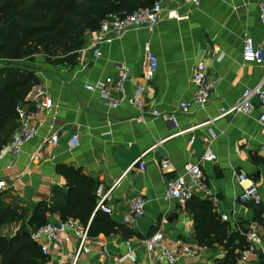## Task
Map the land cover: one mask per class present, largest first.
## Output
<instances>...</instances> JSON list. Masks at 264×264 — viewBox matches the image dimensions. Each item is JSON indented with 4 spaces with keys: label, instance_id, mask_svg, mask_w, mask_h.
<instances>
[{
    "label": "crops",
    "instance_id": "1",
    "mask_svg": "<svg viewBox=\"0 0 264 264\" xmlns=\"http://www.w3.org/2000/svg\"><path fill=\"white\" fill-rule=\"evenodd\" d=\"M159 1L163 16L151 29L131 30L102 43L97 57L87 48L95 31L87 32L74 64L41 65L43 69L37 73L40 83L27 95L29 103L21 107L38 125V133L23 145L17 158L6 146L0 152V180L7 183L3 197L11 204L30 207L41 200L49 202L55 189L60 195L66 193V181L56 172L58 165L80 168L106 189L117 181L107 201L113 210L109 216L130 229L132 235L92 236L91 251L77 264H96L102 247L107 253L106 264H157L147 258L143 243L157 230L163 232L168 245L181 239L200 250L198 256L184 257L175 264H216L222 259L221 247L208 249L196 242L193 218L186 206L164 199L166 182L180 174L186 162L199 161L206 147L214 151L216 160L201 161V165L220 216L227 214L233 223L252 220L251 202L239 203L234 198L242 187L233 178V170L243 169L249 176L258 171L255 183L264 201V163L259 162L264 159V124L258 121L260 111L220 115V109L233 105L245 88L260 83L264 88V62L242 60L245 36L264 50V27L258 19L260 0H199L197 4L192 0ZM171 12L178 18H169ZM147 46L157 60L151 81L143 78ZM200 62L206 67L205 78L216 81V87L205 107L192 105L188 113H182L178 105L191 101L195 89L192 75ZM121 64L131 68V77L124 83L126 94L132 95L135 86L143 84L146 109L174 113L177 125L150 113L138 120L137 110L127 102L107 109L98 93L85 89L86 84L117 77ZM43 96L52 98L51 108L39 106ZM55 132L59 135L57 144L44 143ZM74 134L79 139L77 146L71 143ZM143 153L144 170L131 167ZM162 160L169 161L171 171L162 169ZM136 196L146 199V212L126 225L123 215ZM56 202L61 204L62 195ZM59 220L57 211L48 216L50 222ZM12 224L18 227L7 235L5 228ZM19 226L5 224L0 235L10 237ZM74 247L75 239L61 247L51 245L46 264H55L60 253L70 260ZM128 251L135 261L118 263V257ZM245 264H259L256 255L250 254Z\"/></svg>",
    "mask_w": 264,
    "mask_h": 264
},
{
    "label": "trees",
    "instance_id": "2",
    "mask_svg": "<svg viewBox=\"0 0 264 264\" xmlns=\"http://www.w3.org/2000/svg\"><path fill=\"white\" fill-rule=\"evenodd\" d=\"M156 1L0 0V152L17 128L21 107L29 103L27 95L40 83L37 61L49 66L74 64L86 33L95 31L107 15L130 13ZM259 162L264 163V159ZM56 172L67 186L60 205L56 204L57 196H61L57 189L49 202L41 200L30 207L7 203L0 193V228L20 223L14 235H0V264H45L48 256L31 239L30 231L47 223L55 211L60 220L73 218L84 226L88 224L91 236L132 235L130 229L109 215L94 212L98 181L80 168L67 165H58ZM248 207L252 220L233 223L221 219L209 198L193 197L187 202L196 242L224 251V257L217 259L216 264L237 262L240 252L248 247L246 234L251 224L258 228L264 244V201Z\"/></svg>",
    "mask_w": 264,
    "mask_h": 264
},
{
    "label": "built area",
    "instance_id": "3",
    "mask_svg": "<svg viewBox=\"0 0 264 264\" xmlns=\"http://www.w3.org/2000/svg\"><path fill=\"white\" fill-rule=\"evenodd\" d=\"M195 4L199 0H192ZM231 2L236 0H230ZM258 19L264 27V0L258 3ZM163 16V8L160 1H156L152 6L140 8L130 13L123 15L109 14L100 23L95 30V37L91 39L87 48L92 51L94 56L100 55V45L105 42H110L115 38H121L125 33L139 28L151 29L154 27ZM169 18H178L176 13H168ZM81 50V49H80ZM217 48H213V54L217 53ZM146 59L148 61L147 69L143 75L144 80L151 81L157 69V60L154 53L147 46L145 47ZM220 56V55H219ZM242 60L246 63L262 64L264 62V50L254 44L250 36H245L242 51ZM205 65L200 62L196 65L192 80L195 84V89L191 101H181L178 105V110L182 113H188L192 105L197 108L205 107L211 100V94L216 87V81L205 78ZM131 77V68L126 64H121L117 77H105L98 80L94 85L86 84L85 89L98 93L103 105L107 109H116L122 103L127 102L134 107L139 116H144L145 113H150L153 116H162L174 125H177L176 115L174 113H162L156 109H146L143 102L144 85L137 84L133 94L128 96L124 89V83ZM256 99L254 103L253 99ZM42 108H51L53 101L51 97L43 96L39 103ZM255 109H258V121L264 124V88L262 83L253 87L245 88L237 101L230 107L221 108L220 115H234L244 113L250 115ZM38 133V125L33 121L26 110L20 109L18 125L12 134L6 147L14 158H17L22 152V147L29 142ZM59 139L58 133H53L47 138L44 143L56 145ZM72 146H77L79 143L76 134L71 137ZM144 153L141 154L131 165L133 168L144 170L145 162L143 160ZM38 159V154L35 155ZM216 154L210 147H206L204 153L197 162H186L183 165V171L170 178L166 182L164 199L166 201L175 200L176 203L185 207L187 202L193 197L209 198L216 202L215 196L212 194L208 179L203 171L201 161L214 162ZM161 167L165 171H171L168 160L161 161ZM232 176L235 181L241 185L242 190L234 198L239 203H254L259 204L263 201L262 193L260 192L255 181L250 179L249 174L243 169L233 170ZM117 181L113 184V186ZM106 187L99 183L95 190L96 205L95 212L101 211L105 214L112 215L113 210L108 205L107 201L112 191V187ZM7 188L5 180H0V193ZM146 212V199L142 196L134 197L128 204V207L123 215L122 222L126 225H132L136 219L142 217ZM221 219L228 221L227 214H221ZM243 233V232H241ZM31 239L36 242L41 252L44 255L49 254L51 245L61 247L70 243L75 239V247L70 260H67L64 253H60L55 261V264H77L83 254L91 251L93 243L92 236L88 231V224L82 225L78 220L69 218L67 220H59L57 222L48 221L44 225L30 231ZM248 247L241 251L239 258L235 264H245L250 254L254 250H263L259 231L255 226H251L246 234ZM144 251L147 258L157 264H175L184 257H196L199 255V249L192 247L181 239H176L172 245H168L164 240V234L161 230L155 231L153 234L144 239ZM127 246L130 242H126ZM99 259L96 264H106V250L102 247L99 252ZM126 260L135 261V256L132 252L118 257L117 262L123 263ZM51 264V263H49Z\"/></svg>",
    "mask_w": 264,
    "mask_h": 264
},
{
    "label": "water",
    "instance_id": "4",
    "mask_svg": "<svg viewBox=\"0 0 264 264\" xmlns=\"http://www.w3.org/2000/svg\"><path fill=\"white\" fill-rule=\"evenodd\" d=\"M259 172L257 171L256 173L252 174L250 176V179L253 181H258L259 180ZM253 254L256 255L257 261L259 264H264V252L261 249L254 250Z\"/></svg>",
    "mask_w": 264,
    "mask_h": 264
},
{
    "label": "rangeland",
    "instance_id": "5",
    "mask_svg": "<svg viewBox=\"0 0 264 264\" xmlns=\"http://www.w3.org/2000/svg\"><path fill=\"white\" fill-rule=\"evenodd\" d=\"M39 59H42V58H39ZM37 63H38V65H37V67H38V70L39 71H42V69H43V67L41 66V64H42V62L41 61H37ZM45 66V65H44ZM257 186H259L258 184H257ZM259 188V187H258ZM17 227H18V225L17 224H12V225H9L7 228H5L6 230H5V233L7 234V235H10V234H12V233H14L15 232V230L17 229ZM49 261H47L46 263H48ZM45 263V264H46Z\"/></svg>",
    "mask_w": 264,
    "mask_h": 264
}]
</instances>
